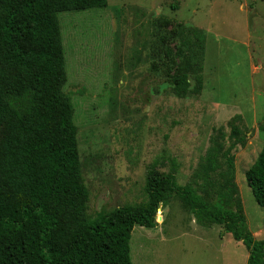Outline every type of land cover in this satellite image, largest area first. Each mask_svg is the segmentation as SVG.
I'll use <instances>...</instances> for the list:
<instances>
[{
	"label": "rangeland",
	"instance_id": "374dc122",
	"mask_svg": "<svg viewBox=\"0 0 264 264\" xmlns=\"http://www.w3.org/2000/svg\"><path fill=\"white\" fill-rule=\"evenodd\" d=\"M159 16L168 19L161 29L174 54L184 26L205 34L201 82L191 73L187 97L173 90L177 67L152 56ZM59 20L88 217L145 202L147 172L159 157L161 172L176 158L178 182L212 199L216 183L204 159L215 129L230 146L234 124L243 138L232 149L238 195L249 229L264 240V210L246 180L264 144V0H109ZM156 218L155 228L134 227L133 264H247L246 246L222 225L203 223L179 196Z\"/></svg>",
	"mask_w": 264,
	"mask_h": 264
},
{
	"label": "trees",
	"instance_id": "16d2710c",
	"mask_svg": "<svg viewBox=\"0 0 264 264\" xmlns=\"http://www.w3.org/2000/svg\"><path fill=\"white\" fill-rule=\"evenodd\" d=\"M108 2L0 0V264H133L134 227H157L158 210L173 195L203 223L222 225L241 241L249 251L247 264H264V240L249 229L235 179L232 149L243 140L238 125H232L236 139L229 147L221 128L211 138L203 168L214 176L212 199L192 183L178 182L176 158H170L168 172H161L159 157L147 172L145 202L88 217L90 192L82 179L75 107L63 89L66 60L59 13L105 8ZM167 20L159 16L153 22L160 40L154 41L152 56L177 67L173 90L187 97L191 73L201 82L205 34L184 26L183 47L174 54L161 29ZM246 180L264 210V144Z\"/></svg>",
	"mask_w": 264,
	"mask_h": 264
},
{
	"label": "built area",
	"instance_id": "2783aa9c",
	"mask_svg": "<svg viewBox=\"0 0 264 264\" xmlns=\"http://www.w3.org/2000/svg\"><path fill=\"white\" fill-rule=\"evenodd\" d=\"M157 219V218H156Z\"/></svg>",
	"mask_w": 264,
	"mask_h": 264
}]
</instances>
